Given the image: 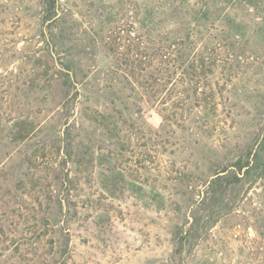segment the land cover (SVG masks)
Masks as SVG:
<instances>
[{
	"label": "rangeland",
	"instance_id": "rangeland-1",
	"mask_svg": "<svg viewBox=\"0 0 264 264\" xmlns=\"http://www.w3.org/2000/svg\"><path fill=\"white\" fill-rule=\"evenodd\" d=\"M63 1L75 5L72 11L79 23L77 45L87 53L84 58L74 57L80 62L78 66L83 74L87 72L86 77L77 73L74 79L78 87L86 83L80 93L88 97V102L78 97L67 116L57 114L62 94L55 83L26 99L22 91L13 90L15 84L21 85L38 74L33 61L42 58L37 50L40 42L34 36L38 29L39 0H0V164L7 168L17 163L20 151L3 137L18 115L33 116L36 126L33 142L45 135L48 141L57 139L45 148V159L51 157L49 162L55 161L57 166L64 157L66 127L69 126L70 136L75 137L73 152L75 147L78 151L88 134L98 132L91 121V111L105 112L110 108L104 88L112 83L114 90H120L127 78L122 71L116 76L121 83L105 75L112 65L111 56L103 48L111 39L104 37L108 25L100 37H94L93 32L104 24L93 15L94 10H88V5H96L100 0H60ZM188 1L190 5L195 2ZM102 2L113 4L115 0ZM255 3L253 8L241 1L228 13L247 25L249 48L238 73L229 77L226 71L216 67L211 73L190 81L191 78L178 71L171 75L172 79L163 80L150 95L128 76L134 90L123 89L119 94L130 112L127 116L130 122L121 134L125 144L122 191L116 193L117 199L108 198L105 205L82 211L85 221L79 227L74 225L71 234L76 264H166L173 251L171 230L184 225L189 218L187 192L208 182L216 168L233 162L254 144L259 127L251 124V120L254 108L264 103V39L259 33L264 28V0ZM82 31L95 40L93 49L86 47L88 43ZM123 36L122 33L118 37ZM116 42L122 43L119 39ZM90 52L91 61L86 60L90 59ZM37 83L42 90L43 80L38 78ZM259 93L263 99L255 97ZM130 123L132 128L128 127ZM61 169L70 171V178L78 180L87 193H103L93 166H77L70 160ZM17 171L13 169V177ZM37 176L48 182L53 174L39 171ZM14 179L7 183L11 190ZM197 191L195 187V194ZM32 195L24 196L25 206H36ZM245 197L243 204L213 225L207 239L199 242L186 257L187 264H264V232L260 234L251 216L252 210L262 209L264 178L247 188ZM27 213L28 210L23 212ZM98 216L103 223H99ZM12 222L5 236L0 237V264H15L13 246H8L10 239L25 234L33 223L30 219L26 223L18 220L14 227L15 220ZM40 253V250H28L23 262L39 264Z\"/></svg>",
	"mask_w": 264,
	"mask_h": 264
},
{
	"label": "trees",
	"instance_id": "trees-1",
	"mask_svg": "<svg viewBox=\"0 0 264 264\" xmlns=\"http://www.w3.org/2000/svg\"><path fill=\"white\" fill-rule=\"evenodd\" d=\"M241 1L253 8L256 4V0H195L192 5L188 0H115L113 4H104L100 0L96 5H88V10H94L93 15L104 24L93 32V36L100 37L104 26L108 25L104 37L111 39L103 48L111 56L112 65L106 77L117 82L118 71H122L125 77L138 81L140 88L150 95L163 80L172 79L171 75L178 71L191 78L190 81L211 73L216 67L226 71L229 77L238 73L249 48L248 31L246 24L235 20V16L231 18L228 13ZM38 5V29L34 36L40 42L37 50L42 53V58L33 61L38 74H33L34 79H26L21 85L15 84L13 90L22 91L26 99L55 83L62 94L57 114L67 116L78 97L88 102V97L80 93L86 83L78 87L74 79L77 73L82 78L87 74L79 69L80 62L74 60V57L84 58L87 54L85 48L77 45L79 23L72 11L75 5L60 0H39ZM122 33L124 36L118 37ZM259 33L264 39V28ZM81 34L86 33L82 31ZM84 37L88 43L86 47L93 49L95 40L87 35ZM118 39L122 43L116 42ZM88 54L90 59L86 60L91 61L93 53ZM38 78L43 80L42 90ZM127 78H124L120 90H114L112 83L104 88L109 95L110 108L105 112L91 111V121L98 132L97 135L94 132L88 134L85 144H79L81 149L78 151L75 147L73 152L75 137L70 136L69 126L66 127L63 131L66 139L64 157L57 166L55 161L49 162L51 157L45 159V148L57 139L48 141L45 135L33 142L36 132L33 116L18 115L12 120L3 138L20 152H17L18 161L12 167L0 164V237L5 236L4 232L8 225H13V220L14 227L18 220L22 223L29 219L33 221L25 234L10 239L8 246H13L15 264H25L24 255L28 250H40L39 264H76L71 234L74 225L79 227L85 221L82 211L105 205L108 198L117 199L116 193L122 191L125 144L121 134L130 122L127 119L130 112L119 94L123 89L134 90ZM255 97L263 99L262 93ZM254 112L251 124L259 127L253 142L255 145L244 150L233 162L216 168L208 182L193 186L187 192L189 218L184 225L172 228L173 251L166 264H187L186 257L199 242L207 239L213 225L243 204L247 188L250 189L257 179L264 178V103L255 107ZM128 127L132 128L133 123ZM3 144L1 146H5ZM70 160L77 166L96 168L94 174H97L102 194L87 193L78 180L70 178V171L59 170ZM13 169L18 170L15 177ZM20 169L23 171L19 172ZM39 171L52 173V179L43 181L37 176ZM13 178L14 192L7 185ZM195 180L199 181L198 178ZM195 187H198V194H195ZM26 194H34L32 198L36 206L24 205ZM262 202V209L252 210L254 215L251 213L260 234L264 232V200ZM26 210L29 213L24 215ZM98 217L99 223H103L102 217Z\"/></svg>",
	"mask_w": 264,
	"mask_h": 264
}]
</instances>
